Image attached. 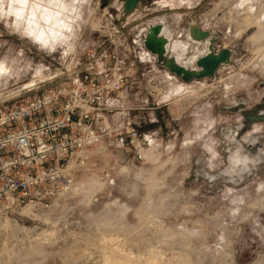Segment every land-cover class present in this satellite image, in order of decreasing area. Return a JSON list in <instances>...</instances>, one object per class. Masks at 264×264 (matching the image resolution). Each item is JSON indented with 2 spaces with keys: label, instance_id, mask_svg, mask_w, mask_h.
<instances>
[{
  "label": "rangeland",
  "instance_id": "rangeland-1",
  "mask_svg": "<svg viewBox=\"0 0 264 264\" xmlns=\"http://www.w3.org/2000/svg\"><path fill=\"white\" fill-rule=\"evenodd\" d=\"M127 1L29 0L27 15L46 6L63 26L41 43L9 14L22 4L0 0V109L57 86L86 51L119 46L136 70L127 113L144 155L95 148L75 194L46 210L0 205V264H264V163L243 166L252 133L240 136L234 110L264 114V0ZM156 26L164 43L153 51ZM223 49L229 60L210 77L170 69L198 72L200 56Z\"/></svg>",
  "mask_w": 264,
  "mask_h": 264
},
{
  "label": "built area",
  "instance_id": "built-area-1",
  "mask_svg": "<svg viewBox=\"0 0 264 264\" xmlns=\"http://www.w3.org/2000/svg\"><path fill=\"white\" fill-rule=\"evenodd\" d=\"M126 47L130 56L134 50ZM122 50L90 49L57 86L0 109V205L46 210L59 196L75 194V173L98 147H120L135 161L144 159L127 113L126 89L136 70Z\"/></svg>",
  "mask_w": 264,
  "mask_h": 264
},
{
  "label": "flooded vegetation",
  "instance_id": "flooded-vegetation-1",
  "mask_svg": "<svg viewBox=\"0 0 264 264\" xmlns=\"http://www.w3.org/2000/svg\"><path fill=\"white\" fill-rule=\"evenodd\" d=\"M194 31H192L193 33ZM195 37H200L199 39H206V33L205 32H200L197 34L194 32ZM153 51L158 50V46H153L152 48ZM209 55V54H206ZM203 54L200 56L195 62L206 56ZM212 55V54H211ZM176 65L182 66L181 62L176 63ZM174 67V66H173ZM186 68L185 66H183ZM187 69V68H186ZM199 69V68H198ZM188 70V69H187ZM200 71V69H199ZM180 78V77H179ZM234 110H237L239 113H241V116H243V131H239L241 137H246L249 132L252 133V140L251 141H242L239 143V148L240 150L242 149L245 154L243 156V159L241 160L243 163V166L246 168L247 165L249 164H262L264 163V142L260 139L263 137L262 134H258L260 131V126L259 124L264 122V114L262 111L261 114H251L248 109H246L245 105H237ZM264 111V109H263ZM259 123V124H258ZM257 134V135H256ZM241 151H238L236 153H240ZM238 163H241L239 159H236Z\"/></svg>",
  "mask_w": 264,
  "mask_h": 264
},
{
  "label": "water",
  "instance_id": "water-1",
  "mask_svg": "<svg viewBox=\"0 0 264 264\" xmlns=\"http://www.w3.org/2000/svg\"><path fill=\"white\" fill-rule=\"evenodd\" d=\"M138 0H128L125 4V9L134 8ZM161 32V27L156 26L149 31L148 38L146 40L147 47L151 48L154 45L161 46L163 48L164 41L160 38L159 33ZM151 50V49H150ZM230 52L223 49L217 55H206L197 61V67L200 69L198 72H192L187 70L183 66H178L175 63H171V71L175 73L176 76L180 77L183 81H189L193 78L201 79L212 76L218 67L229 60ZM174 66V67H173Z\"/></svg>",
  "mask_w": 264,
  "mask_h": 264
},
{
  "label": "bare ground",
  "instance_id": "bare-ground-1",
  "mask_svg": "<svg viewBox=\"0 0 264 264\" xmlns=\"http://www.w3.org/2000/svg\"><path fill=\"white\" fill-rule=\"evenodd\" d=\"M18 2L22 4V7L21 8L12 7V10L10 11L9 14L11 13L14 14L17 17V19H21L25 17L26 21L29 22V26H31L30 32L33 33L34 36L41 43H47L49 39L54 38L55 34L59 33V32L57 33V29L55 30L51 28L53 27L54 24L58 27V29L63 28V26L56 24L55 17H54L55 13L54 14L50 13L49 8H47L46 6H39V5L32 6L31 13H30L31 16H29L27 15V12H28L27 9L23 7L29 4V0H18ZM35 19L39 21H35ZM0 73L1 74L9 73L8 68L5 65H1Z\"/></svg>",
  "mask_w": 264,
  "mask_h": 264
}]
</instances>
